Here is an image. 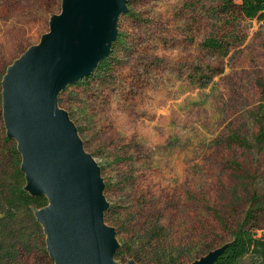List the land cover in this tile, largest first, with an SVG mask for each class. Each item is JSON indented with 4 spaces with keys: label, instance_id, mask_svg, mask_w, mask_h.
Wrapping results in <instances>:
<instances>
[{
    "label": "rangeland",
    "instance_id": "rangeland-1",
    "mask_svg": "<svg viewBox=\"0 0 264 264\" xmlns=\"http://www.w3.org/2000/svg\"><path fill=\"white\" fill-rule=\"evenodd\" d=\"M240 1L125 0L117 20L124 43L110 71L56 97L99 169L110 208L102 226L123 253L113 264H190L231 241L248 194L264 188V147L233 142H252L264 111V17L225 10ZM67 7L0 0V89L9 68L65 22ZM209 39L221 47L205 46ZM3 136L0 104V216L8 211L4 185L14 179ZM41 239L25 210L6 219L0 245L17 253L1 264H48ZM263 260L251 251L236 264Z\"/></svg>",
    "mask_w": 264,
    "mask_h": 264
},
{
    "label": "water",
    "instance_id": "water-1",
    "mask_svg": "<svg viewBox=\"0 0 264 264\" xmlns=\"http://www.w3.org/2000/svg\"><path fill=\"white\" fill-rule=\"evenodd\" d=\"M126 10L125 0H68L65 22L3 78V118L22 155L26 190L49 201L36 216L54 264H113L118 248L102 226L108 205L99 169L56 108V97L109 56ZM222 251L193 264H212Z\"/></svg>",
    "mask_w": 264,
    "mask_h": 264
},
{
    "label": "trees",
    "instance_id": "trees-1",
    "mask_svg": "<svg viewBox=\"0 0 264 264\" xmlns=\"http://www.w3.org/2000/svg\"><path fill=\"white\" fill-rule=\"evenodd\" d=\"M225 10L236 13L246 19L262 18L264 17V0H241L239 4H227ZM123 43V38L118 33L117 38L111 43L109 56L99 62L98 66L91 73V76L97 72L105 74L110 71V56L114 53L115 48ZM205 46L213 49H219L221 47L219 42L212 39L207 40ZM85 80L86 78H83L78 81V83H82ZM0 90L2 91V88ZM0 104L3 118L2 94H0ZM263 116L264 111L263 115L256 116V123L259 126V131L252 142L239 136H234L233 142L245 150L255 148L258 152H261L264 147ZM3 124V141L7 144H11L10 155L14 179L9 184L4 185V200L5 205L8 207V211L4 216H0V224H3L6 219L13 220L21 210L28 212L31 215L35 232L42 238L39 243V252L47 260L48 264H54L47 248L43 226L36 216V210L48 205V198L44 194H31L26 190L27 181L25 173L22 170L21 152L18 150L15 138L8 134L4 118ZM109 212L110 208L108 207L104 216L107 221L110 219ZM0 214L2 215V212H0ZM260 232H262L261 235L259 234ZM220 248H223V251L212 264H236L241 257L251 251L260 254L264 258V188L260 190L256 188L248 194V207L243 215V219L236 226L231 241L217 248L210 249L204 255L193 260L190 264ZM16 253V245L12 246V248L0 245V264L5 258L11 257ZM122 255L123 253L120 248H117L114 253V259L121 260ZM260 264H264V260Z\"/></svg>",
    "mask_w": 264,
    "mask_h": 264
},
{
    "label": "bare ground",
    "instance_id": "bare-ground-1",
    "mask_svg": "<svg viewBox=\"0 0 264 264\" xmlns=\"http://www.w3.org/2000/svg\"><path fill=\"white\" fill-rule=\"evenodd\" d=\"M11 68V67H10Z\"/></svg>",
    "mask_w": 264,
    "mask_h": 264
}]
</instances>
